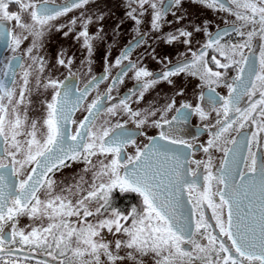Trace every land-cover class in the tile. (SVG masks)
<instances>
[{
  "label": "snow or ice",
  "instance_id": "6c2138e0",
  "mask_svg": "<svg viewBox=\"0 0 264 264\" xmlns=\"http://www.w3.org/2000/svg\"><path fill=\"white\" fill-rule=\"evenodd\" d=\"M194 2L232 19L215 31L204 20L163 32L185 19L176 15L183 0H127L136 37L81 87L74 56L57 53L67 73L60 78L40 52L52 31L67 28L65 37L82 40L80 63L91 71L99 38L88 31L91 18L78 31L77 17L57 23L89 0H0V264H264V0ZM144 25L157 34L153 43L186 51L175 62L160 59ZM133 47L163 70L154 74L143 56L133 61ZM113 67L120 68L114 77ZM181 75L199 81L195 102L173 97L163 109L132 107V97L139 103ZM125 77L136 86L113 96ZM33 88L50 90L41 120L25 107ZM193 115L204 122V142L200 133L182 134ZM148 127L158 133L148 135ZM73 164L83 167L55 178ZM126 194L139 203L116 206Z\"/></svg>",
  "mask_w": 264,
  "mask_h": 264
},
{
  "label": "flooded vegetation",
  "instance_id": "af4514ba",
  "mask_svg": "<svg viewBox=\"0 0 264 264\" xmlns=\"http://www.w3.org/2000/svg\"><path fill=\"white\" fill-rule=\"evenodd\" d=\"M64 3V0H56V4ZM107 4V5H106ZM183 12H177L176 15L179 16L183 14L185 19L180 21L179 24H166L163 28V32L173 31L176 27H188L191 30L192 24H200L204 20L212 21L211 29L215 31V26H223L224 19L231 20V16H224V14L214 13L210 9H206L198 3H195L194 0H183ZM128 11L127 0H89V3L85 5L82 9H74L72 12L68 13L67 16L61 17L60 21L57 23H67L69 19L77 17L78 22L76 30L82 28L80 21L91 18V23L88 24V31L91 35L96 36L99 33V38L93 41L94 43V53L92 56L91 71H88L87 64L81 65V61L85 60L87 57V51L82 47V40L77 41L75 39V32L70 34L68 37L63 35L64 31H67V28H64L62 31H52L48 37L45 47L41 50L40 54L43 55L49 65L51 75L58 76L63 78V75H66V71L63 67L56 64L57 53L64 49L66 50L67 56L75 57V67L73 71H76L79 78V85L82 87L84 83L90 80L93 76L97 78L101 77L105 72L106 67V57L107 63H114L115 59L119 57L121 51L125 50L129 45L130 41H133L136 37L135 24L132 20L128 19L125 13ZM81 13L83 15L81 16ZM99 17H103L100 19ZM110 19V20H109ZM168 20H174V17L169 14L167 17ZM109 20V21H108ZM123 21V23H120ZM119 24V28L117 25ZM102 30V31H101ZM141 31L147 32L146 39L148 43L152 44L156 50V53L159 54V58L162 59L164 56H167L173 62L180 56L181 53L185 52L186 49L183 45H174L169 46L164 44L162 41H154L156 33L148 32V25H144L141 28ZM197 39L200 42H203L204 37L198 35ZM195 50V49H194ZM2 51V50H1ZM151 51V49H149ZM144 47H133L131 53V59L136 61L139 56H143L142 63L147 66V68L152 71L154 74H159L163 70L164 65L158 63L155 60L150 59L148 56L144 55ZM127 63V61H125ZM120 71L119 67H113L111 69L112 77ZM132 73H129V77ZM111 79V78H110ZM109 80H102L99 83V92H104L108 86ZM199 83L196 78H190L184 75L180 77L173 78V84H168L166 82L159 83L156 87L150 89L145 93L144 99L139 103H136V97H132L130 103L134 109H148V108H157L163 109L166 106L171 98L175 97L177 99V104L184 100L189 99L190 102H195V97L193 95L195 86ZM137 82L133 79L125 77L123 84H118L113 90L112 95L117 97H123L134 86ZM183 88L185 92L184 97L176 96V92ZM198 91V90H196ZM206 92L207 89H204ZM220 95H225L226 90L218 88L216 90ZM95 92V90H94ZM50 98V90L44 91L43 89H35L31 93V96L28 98L31 100V103L26 101V109L30 119L41 120L45 115V105L46 101ZM41 102H40V101ZM39 104L43 105L44 111L39 113ZM79 116V113L77 114ZM215 114H213L214 116ZM214 122V120H213ZM202 122L199 117L193 115L189 119V123L183 126L182 134L185 136L196 135L198 136L199 142H204L208 138V134L202 131ZM129 127H134V125H129ZM147 132L148 135H156L158 129L155 128H145L143 129ZM250 131V130H248ZM140 140L147 142L144 137H140ZM202 153H196V158H201ZM83 167V165L73 164L74 167ZM71 168V169H72ZM69 169V168H68ZM139 199L134 194L133 195H117L116 197V206L124 209L130 206L131 204H138ZM207 215L211 216V210L209 209ZM214 223V221H213ZM148 259V258H146ZM148 263V262H147Z\"/></svg>",
  "mask_w": 264,
  "mask_h": 264
},
{
  "label": "rangeland",
  "instance_id": "374dc122",
  "mask_svg": "<svg viewBox=\"0 0 264 264\" xmlns=\"http://www.w3.org/2000/svg\"><path fill=\"white\" fill-rule=\"evenodd\" d=\"M106 5H107V4H106ZM109 20H110V19H109ZM109 20H108V21H109ZM39 101H40V100H39ZM40 102H41V101H40ZM43 111H44V109H43V105H42V104H39V113H42ZM80 168H82V167L79 166V167H75V168L73 167L72 169H71V168H69V169H64L62 173H57L55 178H56L58 181H60V180H64L65 177H69V176H72V175L78 173L79 170H80ZM27 223H29V221H28L26 218L23 219V220L21 221V224H22V225H25V224H27ZM106 238H107V239H112V235H111V234H106ZM147 262H148V263H147ZM146 264H151L150 260L146 259Z\"/></svg>",
  "mask_w": 264,
  "mask_h": 264
},
{
  "label": "water",
  "instance_id": "95a60500",
  "mask_svg": "<svg viewBox=\"0 0 264 264\" xmlns=\"http://www.w3.org/2000/svg\"><path fill=\"white\" fill-rule=\"evenodd\" d=\"M1 51V50H0Z\"/></svg>",
  "mask_w": 264,
  "mask_h": 264
}]
</instances>
